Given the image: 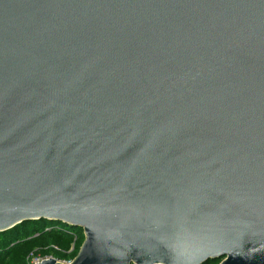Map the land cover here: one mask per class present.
<instances>
[{
    "label": "water",
    "instance_id": "water-1",
    "mask_svg": "<svg viewBox=\"0 0 264 264\" xmlns=\"http://www.w3.org/2000/svg\"><path fill=\"white\" fill-rule=\"evenodd\" d=\"M39 219L69 264H264V0H0V232Z\"/></svg>",
    "mask_w": 264,
    "mask_h": 264
},
{
    "label": "trees",
    "instance_id": "trees-1",
    "mask_svg": "<svg viewBox=\"0 0 264 264\" xmlns=\"http://www.w3.org/2000/svg\"><path fill=\"white\" fill-rule=\"evenodd\" d=\"M84 241L83 230L51 220L19 223L0 232V264H29L32 256L73 260ZM209 260L204 264H219Z\"/></svg>",
    "mask_w": 264,
    "mask_h": 264
},
{
    "label": "built area",
    "instance_id": "built-area-1",
    "mask_svg": "<svg viewBox=\"0 0 264 264\" xmlns=\"http://www.w3.org/2000/svg\"><path fill=\"white\" fill-rule=\"evenodd\" d=\"M49 258H52V257H45V258H43V257H40V256H32V258L29 261V264H39L42 261H44L45 259H49ZM58 261L61 262V263H64V264H69L73 260H71V261H60V260H58Z\"/></svg>",
    "mask_w": 264,
    "mask_h": 264
}]
</instances>
